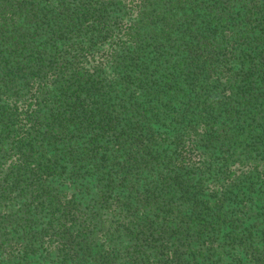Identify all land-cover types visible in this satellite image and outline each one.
Segmentation results:
<instances>
[{
	"label": "trees",
	"instance_id": "16d2710c",
	"mask_svg": "<svg viewBox=\"0 0 264 264\" xmlns=\"http://www.w3.org/2000/svg\"><path fill=\"white\" fill-rule=\"evenodd\" d=\"M0 264H264V0H0Z\"/></svg>",
	"mask_w": 264,
	"mask_h": 264
}]
</instances>
